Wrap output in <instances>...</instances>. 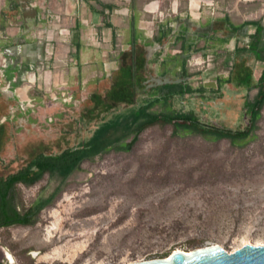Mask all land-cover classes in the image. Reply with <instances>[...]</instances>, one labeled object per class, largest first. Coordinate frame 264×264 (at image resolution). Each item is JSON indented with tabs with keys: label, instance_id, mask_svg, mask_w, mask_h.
<instances>
[{
	"label": "rangeland",
	"instance_id": "rangeland-1",
	"mask_svg": "<svg viewBox=\"0 0 264 264\" xmlns=\"http://www.w3.org/2000/svg\"><path fill=\"white\" fill-rule=\"evenodd\" d=\"M205 2L234 10L238 0ZM240 11L251 15V9ZM34 73L36 89L27 95L32 104L0 94V176L40 153L79 145L112 112L92 110L88 103L65 110L38 104V95H44L37 86L39 55ZM255 92L235 95L239 105L228 109L196 113L207 124L245 128L249 115L243 104ZM171 132L170 124H156L130 151L85 159L33 223L0 224V264H128L167 258L177 250L219 245L232 252L247 243L264 244V107L257 138L244 147ZM49 184L45 174L33 185L18 183L11 196L24 210Z\"/></svg>",
	"mask_w": 264,
	"mask_h": 264
},
{
	"label": "crops",
	"instance_id": "crops-1",
	"mask_svg": "<svg viewBox=\"0 0 264 264\" xmlns=\"http://www.w3.org/2000/svg\"><path fill=\"white\" fill-rule=\"evenodd\" d=\"M259 1L238 0L231 10L205 0H0V94L26 102L43 51L39 38L48 15L59 13L71 36L57 40L53 67L38 78L53 102L38 95V104L65 110L88 103L110 112L158 99L152 110L159 111L167 87L178 86L168 109H228L239 105L235 95L258 92L264 61L252 48L250 22L264 28ZM241 7L251 15L242 16Z\"/></svg>",
	"mask_w": 264,
	"mask_h": 264
},
{
	"label": "trees",
	"instance_id": "trees-1",
	"mask_svg": "<svg viewBox=\"0 0 264 264\" xmlns=\"http://www.w3.org/2000/svg\"><path fill=\"white\" fill-rule=\"evenodd\" d=\"M256 26L255 42L252 48L258 52V58L264 61V43L261 37L264 28L259 20L250 22ZM261 45V46H260ZM258 92L255 97L244 102L245 111L249 115V124L242 129H232L223 126L211 125L203 122L194 111L168 109L167 100L171 92L178 86L167 87L162 109L152 110L159 102L150 100L144 104L122 110H114L94 128L92 134L75 147L65 148L58 153H40L16 172L0 176V224L28 225L34 222L38 213L50 205L62 191L63 184L68 177L80 167L88 158H93L110 150L130 151L138 141L141 133L156 124L172 126L173 136L185 137L201 135L214 140L228 139L232 145L244 147L257 138L258 121L262 117L264 107V67L256 84ZM170 92V94H168ZM180 92H184L183 89ZM45 174L50 177V184L40 194L37 202L24 210H20L13 201L11 192L18 183L33 185L41 180Z\"/></svg>",
	"mask_w": 264,
	"mask_h": 264
},
{
	"label": "water",
	"instance_id": "water-1",
	"mask_svg": "<svg viewBox=\"0 0 264 264\" xmlns=\"http://www.w3.org/2000/svg\"><path fill=\"white\" fill-rule=\"evenodd\" d=\"M128 264H264V244L247 243L232 252L219 245L198 248L191 252L177 250L167 258Z\"/></svg>",
	"mask_w": 264,
	"mask_h": 264
},
{
	"label": "built area",
	"instance_id": "built-area-1",
	"mask_svg": "<svg viewBox=\"0 0 264 264\" xmlns=\"http://www.w3.org/2000/svg\"><path fill=\"white\" fill-rule=\"evenodd\" d=\"M49 27L46 33L40 37L39 43L43 45V51L40 56V70L42 76L46 80L49 72L53 67V63L56 59V42L57 40L68 41L71 36V30L69 27L63 25L62 15L57 13H50L48 15ZM38 69V68H37ZM29 82L35 81V73L33 72L28 76ZM56 98V94L54 95ZM64 99V98H63ZM64 100H67L66 98ZM33 99L28 98L27 103L32 104Z\"/></svg>",
	"mask_w": 264,
	"mask_h": 264
}]
</instances>
